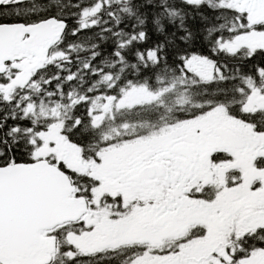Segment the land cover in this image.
Masks as SVG:
<instances>
[{
	"label": "snow or ice",
	"instance_id": "1",
	"mask_svg": "<svg viewBox=\"0 0 264 264\" xmlns=\"http://www.w3.org/2000/svg\"><path fill=\"white\" fill-rule=\"evenodd\" d=\"M0 264H264V0H0Z\"/></svg>",
	"mask_w": 264,
	"mask_h": 264
}]
</instances>
